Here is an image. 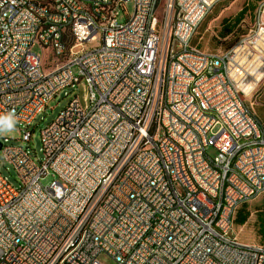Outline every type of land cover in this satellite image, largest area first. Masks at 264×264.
<instances>
[{
  "label": "built area",
  "instance_id": "built-area-1",
  "mask_svg": "<svg viewBox=\"0 0 264 264\" xmlns=\"http://www.w3.org/2000/svg\"><path fill=\"white\" fill-rule=\"evenodd\" d=\"M87 1L0 0V122L21 125L24 143L0 139L18 177L0 169V264H264V245L233 231L264 195V124L246 104L264 80L248 48L264 57V0L247 38L220 54L191 42L227 0ZM75 87L83 98L41 132L37 162L29 129Z\"/></svg>",
  "mask_w": 264,
  "mask_h": 264
},
{
  "label": "rangeland",
  "instance_id": "rangeland-1",
  "mask_svg": "<svg viewBox=\"0 0 264 264\" xmlns=\"http://www.w3.org/2000/svg\"><path fill=\"white\" fill-rule=\"evenodd\" d=\"M263 0H227L219 3L212 14L202 22L197 34L191 42V47L202 53L220 54L227 52L243 42L254 26L255 13L259 3ZM166 0H161L160 5L165 7ZM247 8V13L242 17L238 24L237 19L243 9ZM134 4L129 2L125 5V11H121L119 22L124 23L127 15L130 17L134 14ZM86 48H93L98 46L97 43L86 44ZM248 48L257 54L251 64L258 66L257 78L254 80L255 85L264 78V57L259 54L253 47L248 45ZM261 53H264V47L259 48ZM34 53L40 56L45 55V51L37 46L34 48ZM254 54V53H253ZM45 65L49 64L47 56L44 57ZM55 66V65H54ZM51 69V68H50ZM77 72V69L74 70ZM249 75V71L247 74ZM250 79V78H247ZM251 87V86H250ZM79 96L83 98V94L78 87L66 89L57 98L49 102L47 110L38 117L34 125L29 129L32 133V140L28 144L33 151V158L39 162L44 161V154L42 152L41 132L51 125L58 115L69 105L70 101ZM247 106L253 108V112L258 116L262 124H264V80L256 93V96L247 101ZM253 105V106H252ZM22 126L13 121V128L6 130V125L0 122V139H9L10 144L24 145L22 140ZM220 128H216L213 134H217ZM209 134V141L214 137ZM213 155L214 153L211 152ZM0 169L9 177L11 182L18 184V177L13 168L6 162L3 152L0 151ZM54 180L52 176L47 177L42 183L47 186ZM242 215L250 214V218L246 225L242 226L236 222L238 213L242 210ZM235 216L233 231L237 236L239 242L243 245L261 246L264 245V195L257 200L242 206ZM101 264H115V262L106 255L99 257Z\"/></svg>",
  "mask_w": 264,
  "mask_h": 264
},
{
  "label": "bare ground",
  "instance_id": "bare-ground-1",
  "mask_svg": "<svg viewBox=\"0 0 264 264\" xmlns=\"http://www.w3.org/2000/svg\"><path fill=\"white\" fill-rule=\"evenodd\" d=\"M161 0H157V4L160 5ZM165 5H167V0ZM79 7L89 8V1L79 0ZM203 21H201L202 24ZM39 23H46V16H39ZM54 72H62V65H55ZM204 82L194 83V96H203ZM209 135H204L203 144H210ZM194 177H201V169H194ZM258 199V198H257ZM257 199H249L248 203L253 202Z\"/></svg>",
  "mask_w": 264,
  "mask_h": 264
},
{
  "label": "trees",
  "instance_id": "trees-1",
  "mask_svg": "<svg viewBox=\"0 0 264 264\" xmlns=\"http://www.w3.org/2000/svg\"><path fill=\"white\" fill-rule=\"evenodd\" d=\"M247 13V8L243 9L242 12L239 14V18L237 19L238 24L241 22L242 17ZM244 209H242L238 215L236 222H239L240 225L244 226L248 222L250 218V214L247 212V214L242 215Z\"/></svg>",
  "mask_w": 264,
  "mask_h": 264
},
{
  "label": "clouds",
  "instance_id": "clouds-1",
  "mask_svg": "<svg viewBox=\"0 0 264 264\" xmlns=\"http://www.w3.org/2000/svg\"><path fill=\"white\" fill-rule=\"evenodd\" d=\"M3 123L6 125V130H11L13 128V121L11 117L5 118Z\"/></svg>",
  "mask_w": 264,
  "mask_h": 264
},
{
  "label": "water",
  "instance_id": "water-1",
  "mask_svg": "<svg viewBox=\"0 0 264 264\" xmlns=\"http://www.w3.org/2000/svg\"><path fill=\"white\" fill-rule=\"evenodd\" d=\"M0 150H1V144H0Z\"/></svg>",
  "mask_w": 264,
  "mask_h": 264
},
{
  "label": "crops",
  "instance_id": "crops-1",
  "mask_svg": "<svg viewBox=\"0 0 264 264\" xmlns=\"http://www.w3.org/2000/svg\"><path fill=\"white\" fill-rule=\"evenodd\" d=\"M263 73H264V69H263V71H262Z\"/></svg>",
  "mask_w": 264,
  "mask_h": 264
}]
</instances>
